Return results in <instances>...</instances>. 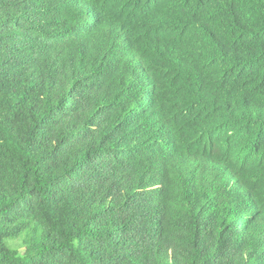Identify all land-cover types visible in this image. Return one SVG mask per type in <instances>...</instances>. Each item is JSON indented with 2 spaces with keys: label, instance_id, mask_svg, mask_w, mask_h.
Segmentation results:
<instances>
[{
  "label": "trees",
  "instance_id": "obj_1",
  "mask_svg": "<svg viewBox=\"0 0 264 264\" xmlns=\"http://www.w3.org/2000/svg\"><path fill=\"white\" fill-rule=\"evenodd\" d=\"M0 264H264V0H0Z\"/></svg>",
  "mask_w": 264,
  "mask_h": 264
},
{
  "label": "rangeland",
  "instance_id": "obj_2",
  "mask_svg": "<svg viewBox=\"0 0 264 264\" xmlns=\"http://www.w3.org/2000/svg\"><path fill=\"white\" fill-rule=\"evenodd\" d=\"M13 244H14V243H13ZM17 245H19V243L16 244V246H17ZM16 248H18V249L20 250L21 253H22V251H24L23 248H22L21 246H17Z\"/></svg>",
  "mask_w": 264,
  "mask_h": 264
}]
</instances>
